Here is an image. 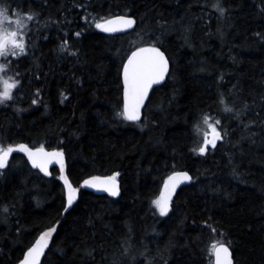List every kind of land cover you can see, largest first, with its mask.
Masks as SVG:
<instances>
[{
	"label": "trees",
	"instance_id": "16d2710c",
	"mask_svg": "<svg viewBox=\"0 0 264 264\" xmlns=\"http://www.w3.org/2000/svg\"><path fill=\"white\" fill-rule=\"evenodd\" d=\"M0 4L37 14L26 55L8 58L3 73L20 84L0 104V143L63 151V174L78 189L67 208L58 169L45 178L12 153L0 169V264H18L53 226L40 264H212L218 241L230 242L234 264H264V0ZM117 15L133 17L135 30H96ZM153 42L169 74L130 122L119 114L120 65ZM205 114L220 120L222 139L202 156L195 127ZM173 171L192 180L161 216L152 201ZM115 172L117 199L82 188Z\"/></svg>",
	"mask_w": 264,
	"mask_h": 264
},
{
	"label": "snow or ice",
	"instance_id": "6c2138e0",
	"mask_svg": "<svg viewBox=\"0 0 264 264\" xmlns=\"http://www.w3.org/2000/svg\"><path fill=\"white\" fill-rule=\"evenodd\" d=\"M223 13L225 9L215 5ZM36 13L27 12L15 15V19L10 15V9L0 4V58H4L5 63H0V73H4L10 68L9 57L18 58L27 53V31L28 22L36 18ZM136 20L129 15H117L109 19L101 20L95 24V27L105 33H121L127 30H135ZM13 25L15 27H13ZM80 36V32L75 33ZM137 35H139L137 33ZM68 41L62 42L61 50H65ZM170 61L165 52L153 43H145L144 46H137L130 51L120 65V74L122 77V111L119 113L128 121H139L141 119V109L145 106V101L149 98V92L154 85H160L169 74ZM3 84V90H0V104L5 103L13 98V89L20 84L19 80H0ZM39 94V89L36 90ZM63 95V94H62ZM37 100L33 99L32 104ZM221 103H224L221 100ZM225 111L231 112L233 109L225 105ZM201 124L203 127H201ZM220 120H212L208 115H203L202 121L195 127L197 135L202 136V143L194 149L200 154H205L209 146L215 148L216 142L222 139L221 132L218 128ZM15 151L24 153L28 161L35 168L48 173V165L53 159L60 163V179L63 180L67 189V205L71 206L76 199L78 189L73 187L64 173V153L63 151H46L45 147H29L27 144H8L4 146L0 143V169L8 165L11 154ZM118 172L110 176L99 177L93 176L83 181L88 187L103 189L111 196L119 195V186L117 184ZM192 177L187 171H173L164 182V190L159 197L152 203L161 216H166L170 211V201L176 187L183 181H191ZM55 227H50L42 232L35 242L23 252L22 259L18 264H40V258L44 254L45 248L48 247L49 238L55 232ZM211 256L214 257L213 264H234L233 252L230 242H217L210 250Z\"/></svg>",
	"mask_w": 264,
	"mask_h": 264
},
{
	"label": "water",
	"instance_id": "95a60500",
	"mask_svg": "<svg viewBox=\"0 0 264 264\" xmlns=\"http://www.w3.org/2000/svg\"><path fill=\"white\" fill-rule=\"evenodd\" d=\"M96 30H97L98 32H100L101 34H103V35H107V36H117V35H122V34H125V33H128V32L131 31V30H127L126 32H121V33H105V32H103L101 29L96 28ZM121 78H122V77H121ZM166 78H167V76H166ZM166 78H165V80H166ZM165 80H164V81H165ZM164 81H163L160 85H162V84L164 83ZM160 85H154L153 88L150 90L149 95H150V93H151V91H152L153 89L159 87ZM147 100H148V99H147ZM147 100L145 101V105H146V103H147ZM144 107H145V106H144ZM144 107L141 109V115H142V112H143ZM130 122H133V121H130ZM220 142H221V139L218 140V141L216 142V146H217ZM216 146H215V148H216ZM215 148H212L211 146H209V149H208V150H214ZM46 151H47V150H46ZM15 152H17V153H21V154H23V155L25 156V159H26V161H27V163H28V165H29V167H30L31 169L37 171L38 173H40V174H41L42 176H44L45 178H48V177H49V174H45V172L41 171L39 168H35V167H33V166L31 165V163L28 161L27 156H26L24 153L19 152V151H15ZM49 152H51V151H49ZM13 153H14V152H13ZM205 154H206V153H205ZM205 154H202V156H205ZM63 163H64V159H63ZM51 168H60V163H59L56 159H53V160L51 161V163H49V165H48V173H49V170H50ZM189 182H190V181H183V182H181V183L176 187L175 191H174L173 194H172V198H171V201H170V206H171V203H172V201H173V199H174V197H175L177 191H178L181 187L187 185ZM117 184H118V183H117ZM83 188L86 189V190H88V191H90V192H92V193H94L95 195H98V196L106 195L107 197H109V198H111V199H117L118 196H119V195H117V196L113 197V196H111L108 192L104 191L103 189H98V188L88 187V186H85L84 184H83ZM163 190H164V183H163V185H162V187H161V189H160V192H159L158 197H159L160 194L163 192ZM73 202H74V201H73ZM69 207H70V206L67 205V208H69ZM42 257H43V255H42L41 258H40V262H41V260H42ZM213 262H214V257H212V264H213Z\"/></svg>",
	"mask_w": 264,
	"mask_h": 264
},
{
	"label": "rangeland",
	"instance_id": "374dc122",
	"mask_svg": "<svg viewBox=\"0 0 264 264\" xmlns=\"http://www.w3.org/2000/svg\"><path fill=\"white\" fill-rule=\"evenodd\" d=\"M10 15L12 16L13 19H15V15L16 14L10 13ZM13 27H15V26L13 25ZM9 58H13V57H9ZM2 59L4 60V58H0V63H1ZM0 80H9V78L7 76H5L3 73H0ZM0 90H3V84L2 83H0ZM58 172H59V177H60V175H61L60 169H58ZM60 181L64 185L63 180L60 179ZM64 188H65V190L67 192V189H66L65 185H64Z\"/></svg>",
	"mask_w": 264,
	"mask_h": 264
},
{
	"label": "bare ground",
	"instance_id": "6f19581e",
	"mask_svg": "<svg viewBox=\"0 0 264 264\" xmlns=\"http://www.w3.org/2000/svg\"><path fill=\"white\" fill-rule=\"evenodd\" d=\"M213 112V111H212ZM220 115V114H219ZM223 115V114H222ZM223 117V116H222ZM226 118V117H225ZM223 119V118H222ZM199 137V136H198ZM198 139V138H197ZM227 148H228V146H227ZM192 151V150H191ZM193 152V151H192ZM192 192V191H191ZM138 257H139V255H138ZM134 258V257H133ZM130 259V258H129ZM143 263V262H142ZM148 263V262H147Z\"/></svg>",
	"mask_w": 264,
	"mask_h": 264
}]
</instances>
